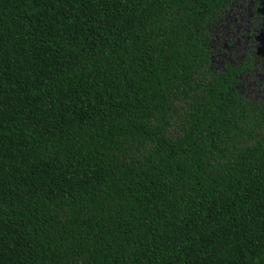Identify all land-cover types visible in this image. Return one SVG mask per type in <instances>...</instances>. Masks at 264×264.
<instances>
[{"label":"trees","instance_id":"16d2710c","mask_svg":"<svg viewBox=\"0 0 264 264\" xmlns=\"http://www.w3.org/2000/svg\"><path fill=\"white\" fill-rule=\"evenodd\" d=\"M235 0H0V264H264V101L215 70Z\"/></svg>","mask_w":264,"mask_h":264},{"label":"rangeland","instance_id":"374dc122","mask_svg":"<svg viewBox=\"0 0 264 264\" xmlns=\"http://www.w3.org/2000/svg\"><path fill=\"white\" fill-rule=\"evenodd\" d=\"M260 2L261 9H259L262 15L256 17L254 3L249 0H238L237 5L222 19L221 23L211 29L210 43L215 70H223L226 66H236L245 61L248 54L253 57L254 71L250 76L240 80L238 93L244 98L259 103L264 101V23L260 24L256 34L258 45L254 50L249 47L251 43L249 27L256 26V22L264 17V0Z\"/></svg>","mask_w":264,"mask_h":264},{"label":"flooded vegetation","instance_id":"af4514ba","mask_svg":"<svg viewBox=\"0 0 264 264\" xmlns=\"http://www.w3.org/2000/svg\"><path fill=\"white\" fill-rule=\"evenodd\" d=\"M250 2H252V3H254L255 4V16L256 17H260V15H262V12L260 11V7H261V2H260V0H249ZM237 3H238V0H235V3L231 6V8H230V10L227 12V13H225L224 14V16H222V18L220 19V20H218L212 27H211V29H213V28H215L217 25H219L220 23H221V21H222V19L237 5ZM260 8V9H259ZM258 9H259V11H258ZM263 22H262V21ZM261 20H258L257 22H256V26H254V27H249V28H251V30L249 31L250 32V37H251V43H250V49L251 50H254V48L256 47V45H258V42L256 41V34H257V32H258V30H259V28H260V24L261 23H264V17H261ZM211 29H210V36H211ZM210 43H211V41H210ZM209 49L211 50V48H210V46H209ZM211 52H212V50H211ZM248 55H250V54H248ZM247 55V56H248ZM251 56V55H250ZM247 58V57H246ZM251 60H252V71H250L246 76H243V77H240L239 78V80H241L242 78H245V77H248V76H250L252 73H253V71H254V60H253V57L251 56ZM246 61V60H245ZM212 62H213V53H212ZM244 62V61H243ZM240 83H241V81H240ZM237 90H238V87H237Z\"/></svg>","mask_w":264,"mask_h":264}]
</instances>
